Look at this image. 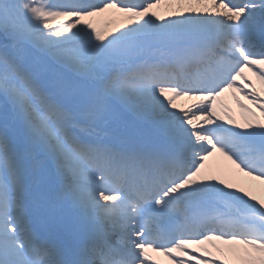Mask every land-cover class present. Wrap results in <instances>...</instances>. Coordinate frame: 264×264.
<instances>
[{
  "label": "snow or ice",
  "instance_id": "6c2138e0",
  "mask_svg": "<svg viewBox=\"0 0 264 264\" xmlns=\"http://www.w3.org/2000/svg\"><path fill=\"white\" fill-rule=\"evenodd\" d=\"M0 264H264V0H0Z\"/></svg>",
  "mask_w": 264,
  "mask_h": 264
},
{
  "label": "rangeland",
  "instance_id": "374dc122",
  "mask_svg": "<svg viewBox=\"0 0 264 264\" xmlns=\"http://www.w3.org/2000/svg\"><path fill=\"white\" fill-rule=\"evenodd\" d=\"M164 10V12H166V9L164 8V7H162L161 8V11H160V13L162 14V15H164V12H162ZM166 14V13H165ZM114 27V26H113ZM230 102V104H229V106L230 107H232L233 109H237L236 108V105H235V102H234V100L232 101H229ZM182 105V104H181ZM184 105H186V102H185V104ZM237 117L239 118V112L237 113Z\"/></svg>",
  "mask_w": 264,
  "mask_h": 264
},
{
  "label": "bare ground",
  "instance_id": "6f19581e",
  "mask_svg": "<svg viewBox=\"0 0 264 264\" xmlns=\"http://www.w3.org/2000/svg\"><path fill=\"white\" fill-rule=\"evenodd\" d=\"M250 75V74H249ZM234 111L236 112V113H238L239 112V110L238 109H234ZM160 259H163V257H160Z\"/></svg>",
  "mask_w": 264,
  "mask_h": 264
}]
</instances>
